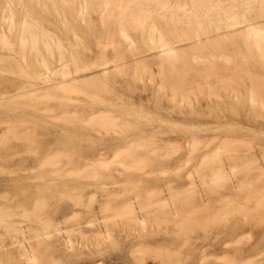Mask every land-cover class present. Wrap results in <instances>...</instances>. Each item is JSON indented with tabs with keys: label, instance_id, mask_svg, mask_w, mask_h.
<instances>
[{
	"label": "rangeland",
	"instance_id": "1",
	"mask_svg": "<svg viewBox=\"0 0 264 264\" xmlns=\"http://www.w3.org/2000/svg\"><path fill=\"white\" fill-rule=\"evenodd\" d=\"M263 2L0 0V264H264Z\"/></svg>",
	"mask_w": 264,
	"mask_h": 264
},
{
	"label": "bare ground",
	"instance_id": "2",
	"mask_svg": "<svg viewBox=\"0 0 264 264\" xmlns=\"http://www.w3.org/2000/svg\"><path fill=\"white\" fill-rule=\"evenodd\" d=\"M264 3V2H263ZM107 6V5H106ZM161 6H162V8L164 9V10H167L168 9V6H167V4H165V3H161ZM186 8V7H185ZM128 9V8H127ZM190 10H192V9H190ZM130 12H131V14L132 15H136L137 13H144V9L143 8H141V9H139V10H137V9H135V8H132L131 7V10H130ZM138 16V19H139V21L141 20V21H145V16L143 15V16H140V15H137ZM122 19V18H121ZM210 23V22H209ZM208 23V24H209ZM144 24V23H143ZM9 30V29H8ZM200 30V29H199ZM33 36V38H31V43L32 44H36L37 43V41H36V37H35V35H32ZM49 37V36H48ZM196 37H197V35H196ZM2 39H4V37L2 38ZM30 39V38H29ZM28 38H24L23 39V42H27L28 40H29ZM161 40V39H160ZM3 41V40H2ZM132 41V40H131ZM4 42V41H3ZM42 42H44V44L46 45V46H49L50 45V41L47 39V38H45ZM166 42V41H165ZM8 44V43H7ZM167 52V51H166ZM227 59V58H226ZM46 63V62H45ZM106 115V114H105ZM217 154V153H216ZM187 161V160H186ZM217 169H218V167H217ZM217 169H215V170H213L214 172H217L218 174L220 173L219 171V169L217 170ZM212 170V169H211ZM224 172V171H223ZM231 172V171H230ZM216 173V174H217ZM190 174V173H189ZM220 176V175H219ZM189 177V176H188ZM203 177V176H202ZM230 177H232V176H230ZM229 177V178H230ZM193 184V183H192ZM259 199V198H258ZM261 200V199H260ZM263 200V199H262ZM261 200V202H263ZM165 202V201H164ZM263 204V203H262ZM160 205H162L163 206V202H161L160 203ZM133 206V205H132ZM132 206H130V207H132ZM170 206V205H169ZM164 207H166V206H164ZM139 219V218H138ZM135 221V220H134ZM189 228V227H188ZM227 262V261H226ZM230 263V262H229Z\"/></svg>",
	"mask_w": 264,
	"mask_h": 264
}]
</instances>
